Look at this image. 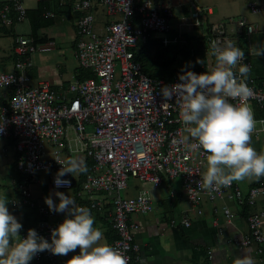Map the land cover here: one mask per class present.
<instances>
[{
	"label": "built area",
	"instance_id": "built-area-1",
	"mask_svg": "<svg viewBox=\"0 0 264 264\" xmlns=\"http://www.w3.org/2000/svg\"><path fill=\"white\" fill-rule=\"evenodd\" d=\"M246 1L251 12L262 8L258 0ZM125 3L129 4L128 12ZM95 6L113 15L101 28L95 27L92 12ZM71 8L79 12L75 21L76 58L91 76L68 81L65 90L55 88L47 80L30 83V55L50 50L53 42H39L23 34L17 35L13 42V68L0 70V138L11 141L18 171L16 194L8 199L6 206L38 214L34 221L23 225L21 237H26L29 229H35L51 242V231L56 228L51 220L54 212L46 203L37 201L32 185L39 181L40 172H47L52 187L57 188L56 174L66 167V161L79 153L89 158L90 164L76 188V195L79 199L87 197L88 206L94 212L110 207L108 213L115 237L109 245L124 252L128 264L139 249L134 235L140 223L132 215L150 212L151 189L172 179L180 180L187 202L198 212H201L200 204L216 199L235 201L242 208L253 206L257 200L264 205V177L253 178L246 195L235 181L211 192L198 187L196 182L207 169L206 153L202 148L188 149L187 145L196 141L185 131L176 97L166 101L160 92L164 85L180 83L182 72L171 80L154 78L143 71L140 61L134 57L136 46L148 38L164 46L185 45L190 50L199 40L206 56L211 57L213 40H230L239 47L238 34L258 32L262 27L243 16L209 23L204 19L209 8L195 3H190L188 13L176 16L174 7L165 0H74ZM25 17L24 0L0 1V21L4 25L20 22ZM229 23L234 25L230 30ZM117 61L119 74L115 77ZM212 63L198 70L190 64L186 67L200 74L210 72L215 61ZM242 63L251 67L246 52ZM246 82L253 94L246 101L230 102H244L252 108L256 121L253 133L258 134L264 132V114H257V110H264V77L248 74ZM69 129L79 142L74 148ZM129 178L137 181L136 192L130 196L123 194ZM61 179L70 184L59 188L73 187L71 173ZM222 210L226 222L230 223L233 212L227 205ZM263 214V210L248 211L245 217L248 230L233 235L229 241L239 247L255 244L256 251L262 252ZM191 223V215L183 211L181 226L188 228ZM213 223L223 231L218 218ZM56 258L57 255L46 250L38 253L30 264H54Z\"/></svg>",
	"mask_w": 264,
	"mask_h": 264
},
{
	"label": "crops",
	"instance_id": "crops-1",
	"mask_svg": "<svg viewBox=\"0 0 264 264\" xmlns=\"http://www.w3.org/2000/svg\"><path fill=\"white\" fill-rule=\"evenodd\" d=\"M73 1L24 0L26 17L20 22H13L9 26L2 27L0 25V70L5 71L13 68L15 60L13 42L17 35H28L30 33V19H32L33 21L39 20L41 22L35 36L32 37L39 42L52 41L53 46L48 51L54 52L57 49V52L55 51L51 54H47L46 51V53L35 52L30 55L32 66L28 71L29 82L36 84L47 80L55 88L65 90L68 81L74 78H81L84 69H79L75 53V21L79 12L72 10ZM165 1L174 7L176 16L188 13L190 3H195V5L209 8V13H206L204 18L209 23L243 16L248 21L262 27L258 32L243 33L238 46L250 57L251 67L249 75L264 77V56H257L254 51L255 47L264 46V0H258L262 8L257 12H251L248 9L246 0ZM39 3L42 5H39ZM92 12L95 18V27L97 28L103 27L110 20V15H107L101 6H95ZM70 51L73 66H66L65 62L61 65V61L65 60L63 57ZM204 58L205 63L203 65L205 67L209 65L208 63H212V60L215 61L213 55L208 57L205 52ZM211 66L214 67L215 65ZM47 73H50V76H47ZM66 73L69 77L65 79L63 76ZM251 137L252 147L258 153L264 152V132L252 133ZM0 154L6 159V164L9 162L12 164V169L14 170L13 186L10 189H0V196H6L9 199L16 194L15 186L18 177L15 165L16 155L10 140L5 139L0 145ZM74 159L84 161V155L76 154ZM72 178L73 187L55 188L51 185L49 173L40 172L38 174L39 181L32 185L33 195L39 203H45V197L51 196L54 203L58 204L59 198L55 193L61 192L72 198L76 205L89 208L87 197L79 199L76 195V188L81 178L80 172L72 173ZM253 181L252 178L235 182L241 187L243 195H246ZM176 183L177 188H174ZM171 191L173 192L172 195ZM150 192L153 200L152 210L147 214L132 215V218L140 223L134 235L135 240L139 244V249L134 252L130 264H234L237 257H243L245 254L253 259L254 264H264V250L257 252L255 244L249 247H239L229 241V238L233 235L238 236L248 230L245 218L248 211H264L262 201L257 200L253 206L245 205L246 208H244L243 205L242 208L235 201L216 199L207 204H205L206 202L200 204L201 212H198L197 208L190 207L188 204L178 178L163 183L158 188L151 189ZM6 193H10V195L7 196L5 195ZM223 205H227L233 212L230 223L226 222V214L222 210ZM109 208L107 206V209L101 212H94L89 208L95 219L94 227H99L103 231L104 239L108 244L115 235L110 222ZM8 209L22 225L31 223L38 215L28 209H11L9 207ZM183 211H187L192 217V223L188 228H183L180 224ZM65 216L66 213L54 212L51 220L57 227L63 222ZM215 218H218V223L223 227L222 232L218 230L219 226L214 225L213 220ZM262 219L264 229V214ZM78 254L79 248L75 252H70L67 256L57 255L54 264H67V261L72 256Z\"/></svg>",
	"mask_w": 264,
	"mask_h": 264
},
{
	"label": "clouds",
	"instance_id": "clouds-1",
	"mask_svg": "<svg viewBox=\"0 0 264 264\" xmlns=\"http://www.w3.org/2000/svg\"><path fill=\"white\" fill-rule=\"evenodd\" d=\"M128 9L129 4L125 3V11ZM210 46L215 57L210 72L197 74L188 67L182 68L181 82L164 85L160 92L166 101L176 97L185 131L196 141L188 144V149L202 148L206 153L207 169L196 183L211 192L233 181L264 177V152L258 153L251 145L256 125L252 108L244 102H230L246 101L253 94L246 82L250 67L242 63L245 52L230 40H213ZM254 51L257 56H264V46L255 47ZM85 171L83 161L70 159L56 174L55 186L70 184L61 179L66 174ZM55 195L58 204L51 196L45 197V203L50 211L63 212L66 216L51 231V242L35 229H29L27 236L21 237L23 225L10 213L7 197L0 196V264H30L38 253L46 250L67 256L77 248L79 254L72 256L67 264H128L124 252L109 245L103 231L94 227L95 219L88 207L76 205L64 193ZM234 264H254V261L245 254L237 257Z\"/></svg>",
	"mask_w": 264,
	"mask_h": 264
},
{
	"label": "trees",
	"instance_id": "trees-1",
	"mask_svg": "<svg viewBox=\"0 0 264 264\" xmlns=\"http://www.w3.org/2000/svg\"><path fill=\"white\" fill-rule=\"evenodd\" d=\"M41 3H39V5ZM30 20L31 29L28 35L35 36L36 30L41 25V22L39 20ZM0 25H2V27L6 26L1 23V21ZM236 37L238 44L243 37V33L238 34ZM204 52V48L199 40L195 43V46L193 45V50H190L185 45L164 46L160 42L153 41L152 38H148L136 46L134 57L136 60L140 61L143 71L147 75L158 79L161 78L164 80H171L176 73H178L182 68H185L188 64L196 70L202 68V65L205 63ZM198 60L203 61V64L197 63ZM78 67L83 70L82 67ZM83 71L84 72L82 73L81 78L92 75V73L87 69H84ZM257 114H264V110H257ZM83 162L86 167L90 164V160L87 157L84 158ZM87 172L88 170L80 172V180L87 174ZM244 208L246 207L244 206Z\"/></svg>",
	"mask_w": 264,
	"mask_h": 264
},
{
	"label": "rangeland",
	"instance_id": "rangeland-1",
	"mask_svg": "<svg viewBox=\"0 0 264 264\" xmlns=\"http://www.w3.org/2000/svg\"><path fill=\"white\" fill-rule=\"evenodd\" d=\"M113 15H110L109 17H112ZM119 16V15H118ZM234 25L232 23H229L228 24V29L230 30L231 27H233ZM71 49V48H70ZM57 52V49L54 50V52ZM47 54H51V53H54V52H49V51H46ZM45 52V53H46ZM65 60H62L61 61V65L66 64V66L68 65L69 67L73 66V62H72V55H71V51L70 53H67L64 57H63ZM76 61V60H75ZM56 63V62H55ZM77 63V62H76ZM119 74V62L117 61L116 64H115V71H114V75L115 77H117ZM47 76H50V73H47ZM69 75L66 73L64 74L63 78H68ZM52 80V79H51ZM89 127H87V132L89 131ZM69 137H70V142H71V146L74 148L77 144H79V142L76 140V135L74 134V131L72 129H69ZM4 139L3 138H0V145L3 143ZM49 147V146H48ZM5 158L4 156H2V154H0V189H6V188H9L11 186H13V167H12V164L9 162L8 164L5 163ZM7 165V166H6ZM4 168V169H3ZM137 184V181L136 179H133V178H129L128 180V187L123 190V194L124 195H134L135 192H136V185ZM174 188H177V183L174 184ZM5 195L9 196L10 193H6ZM8 198V197H7ZM208 202H206L205 204H207ZM189 204V203H188ZM190 205V204H189ZM191 207V205H190Z\"/></svg>",
	"mask_w": 264,
	"mask_h": 264
}]
</instances>
